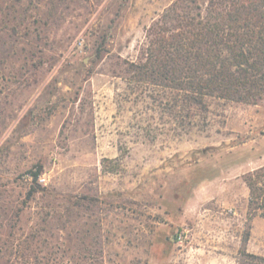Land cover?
I'll list each match as a JSON object with an SVG mask.
<instances>
[{"label": "rangeland", "instance_id": "374dc122", "mask_svg": "<svg viewBox=\"0 0 264 264\" xmlns=\"http://www.w3.org/2000/svg\"><path fill=\"white\" fill-rule=\"evenodd\" d=\"M174 1L5 4L0 250L32 238L42 262L78 264L84 254L90 264L264 257V218L250 216L244 182L264 166V97L256 105L210 98L206 113L175 114L170 91L126 71ZM29 171H40L30 199ZM48 251L57 252L48 259Z\"/></svg>", "mask_w": 264, "mask_h": 264}, {"label": "trees", "instance_id": "16d2710c", "mask_svg": "<svg viewBox=\"0 0 264 264\" xmlns=\"http://www.w3.org/2000/svg\"><path fill=\"white\" fill-rule=\"evenodd\" d=\"M7 2L0 0L5 15ZM146 41L144 56L128 63L126 71L136 83L170 91L175 114L206 113L210 98L256 105L264 97V0H206L204 8L197 0H175L147 29ZM39 175L28 172V199L39 191L33 186ZM244 182L250 216L264 218V166L248 173ZM30 241L0 250V255L9 254L5 264H76L71 259L42 262ZM56 252L45 255L49 259ZM87 259L84 254L78 264H90ZM240 264H264V257L243 252Z\"/></svg>", "mask_w": 264, "mask_h": 264}]
</instances>
